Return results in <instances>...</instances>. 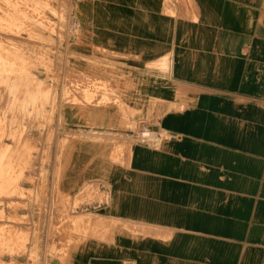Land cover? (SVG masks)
<instances>
[{
  "label": "crops",
  "instance_id": "crops-1",
  "mask_svg": "<svg viewBox=\"0 0 264 264\" xmlns=\"http://www.w3.org/2000/svg\"><path fill=\"white\" fill-rule=\"evenodd\" d=\"M76 11L69 48L84 65L116 63L139 115L134 130L68 127L126 143L107 144L105 169L76 187L65 256H39L264 264V0H78Z\"/></svg>",
  "mask_w": 264,
  "mask_h": 264
},
{
  "label": "rangeland",
  "instance_id": "rangeland-1",
  "mask_svg": "<svg viewBox=\"0 0 264 264\" xmlns=\"http://www.w3.org/2000/svg\"><path fill=\"white\" fill-rule=\"evenodd\" d=\"M77 1L0 0V264L64 257L65 230L82 203L76 187L105 169L107 144L126 143L69 126L104 119L136 129L134 98L123 93L132 84L116 63L84 65V51L68 46Z\"/></svg>",
  "mask_w": 264,
  "mask_h": 264
},
{
  "label": "bare ground",
  "instance_id": "bare-ground-1",
  "mask_svg": "<svg viewBox=\"0 0 264 264\" xmlns=\"http://www.w3.org/2000/svg\"><path fill=\"white\" fill-rule=\"evenodd\" d=\"M167 14V13H166Z\"/></svg>",
  "mask_w": 264,
  "mask_h": 264
}]
</instances>
